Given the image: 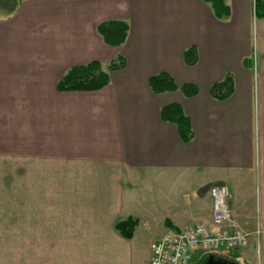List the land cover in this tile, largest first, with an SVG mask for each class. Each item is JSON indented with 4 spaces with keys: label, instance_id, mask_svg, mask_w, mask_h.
Here are the masks:
<instances>
[{
    "label": "crops",
    "instance_id": "0c3cea01",
    "mask_svg": "<svg viewBox=\"0 0 264 264\" xmlns=\"http://www.w3.org/2000/svg\"><path fill=\"white\" fill-rule=\"evenodd\" d=\"M224 3L219 18L204 0H0V219L15 214L10 234L19 246L27 237L31 264H149L166 219L177 229L210 222L217 183L264 264V16L255 0ZM113 19L128 24L115 46L97 32ZM117 57L124 65L101 89L57 90L70 67L98 61L106 70ZM161 72L177 89L150 88ZM226 77L230 94L213 97L210 86ZM184 83L197 93L184 95ZM172 103L190 121L188 141L161 118ZM188 182L189 205L176 201L159 217L142 191ZM129 216L138 222L126 238L115 224ZM152 219L142 258L141 227Z\"/></svg>",
    "mask_w": 264,
    "mask_h": 264
},
{
    "label": "trees",
    "instance_id": "16d2710c",
    "mask_svg": "<svg viewBox=\"0 0 264 264\" xmlns=\"http://www.w3.org/2000/svg\"><path fill=\"white\" fill-rule=\"evenodd\" d=\"M211 4L215 15L219 18L229 14V7L224 0H204ZM255 14L258 17L264 16V0H255ZM128 24L124 20H105L97 25V32L101 35L104 42L108 45H119L126 39ZM183 59L187 65L193 64L197 59V53L194 46H189L183 51ZM124 61L117 57L109 63L106 70L101 68L98 61H90L85 64L74 65L70 67L57 81L56 87L59 91L64 90H99L109 82V73L123 67ZM150 88L156 92L171 91L177 89L173 78L166 72L152 75L148 80ZM180 90L186 96H193L197 93V87L192 83H184ZM210 94L215 98H224L231 92V79L226 77L220 82L213 83L209 88ZM161 118L174 122L177 125L178 132L182 140L188 141L192 137L190 121L182 112L181 107L176 104H168L161 108ZM138 220L135 217H127L119 220L115 224L117 231L126 238H131ZM165 225L171 229H177L172 226L168 219ZM224 260L222 258H215Z\"/></svg>",
    "mask_w": 264,
    "mask_h": 264
},
{
    "label": "built area",
    "instance_id": "2783aa9c",
    "mask_svg": "<svg viewBox=\"0 0 264 264\" xmlns=\"http://www.w3.org/2000/svg\"><path fill=\"white\" fill-rule=\"evenodd\" d=\"M210 222L194 223L178 229H169L151 242L149 264H189L196 252L224 250L235 252L244 248L250 232L231 218L225 184L209 188ZM257 227L252 234L259 236Z\"/></svg>",
    "mask_w": 264,
    "mask_h": 264
},
{
    "label": "rangeland",
    "instance_id": "374dc122",
    "mask_svg": "<svg viewBox=\"0 0 264 264\" xmlns=\"http://www.w3.org/2000/svg\"><path fill=\"white\" fill-rule=\"evenodd\" d=\"M10 6H7V9ZM3 13V12H2ZM190 184L185 183L184 190L183 188H168L159 186L157 184L151 185L150 188H144L142 191H145L146 199L150 201L151 204L156 206L155 211H158L159 214L157 216H162L164 212H166L167 207H173L172 204L183 201L184 206L186 207L188 201L192 200L190 193ZM218 184V183H217ZM220 184V183H219ZM189 186V187H188ZM210 185L206 187L209 188ZM139 190V189H138ZM183 190V191H182ZM207 203L209 204L210 200L206 198ZM177 201V202H176ZM203 199L201 198V204ZM152 205V206H153ZM12 215V219H0V264H31V251L27 250L25 240L27 237H24V244L19 246L17 245L18 237L14 234H10L15 232L16 221L14 219V213ZM146 218H150V215H146ZM149 223V225H148ZM146 223V226L141 227V236L144 239L145 244L139 247V251L137 252L142 258L146 256L149 252V247L146 242H149V239L153 236V234L157 231L154 228L153 223L155 225L156 221L151 220ZM236 223V222H235ZM237 224V223H236ZM238 225V224H237ZM240 226V225H239ZM156 227V226H155ZM171 229V228H170ZM248 231L247 229H245ZM168 231V230H167ZM166 231V232H167ZM247 245L235 252H227L224 250H212V251H204V252H196L189 264H198L208 259L209 256H213L214 258H222L225 261H231L235 264H259L260 262V254H259V245H252L250 243L253 236H249ZM255 238V237H254ZM22 240V238H21ZM30 249V248H29Z\"/></svg>",
    "mask_w": 264,
    "mask_h": 264
},
{
    "label": "water",
    "instance_id": "95a60500",
    "mask_svg": "<svg viewBox=\"0 0 264 264\" xmlns=\"http://www.w3.org/2000/svg\"><path fill=\"white\" fill-rule=\"evenodd\" d=\"M198 264H235L231 261H225L220 259H215L213 256H209L208 259L204 260L201 263Z\"/></svg>",
    "mask_w": 264,
    "mask_h": 264
}]
</instances>
